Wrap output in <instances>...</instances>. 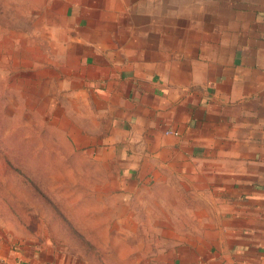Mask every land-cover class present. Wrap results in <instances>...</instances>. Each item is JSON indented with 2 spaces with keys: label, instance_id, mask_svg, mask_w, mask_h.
Masks as SVG:
<instances>
[{
  "label": "crops",
  "instance_id": "crops-1",
  "mask_svg": "<svg viewBox=\"0 0 264 264\" xmlns=\"http://www.w3.org/2000/svg\"><path fill=\"white\" fill-rule=\"evenodd\" d=\"M58 2L71 111L91 128L79 136L117 163L116 200L132 222L156 224L149 238L166 243L151 264L257 262L264 0ZM39 261L25 248L0 264Z\"/></svg>",
  "mask_w": 264,
  "mask_h": 264
},
{
  "label": "rangeland",
  "instance_id": "rangeland-1",
  "mask_svg": "<svg viewBox=\"0 0 264 264\" xmlns=\"http://www.w3.org/2000/svg\"><path fill=\"white\" fill-rule=\"evenodd\" d=\"M58 1L0 0V263L25 248L39 264L154 263L156 224L132 222L117 163L79 136Z\"/></svg>",
  "mask_w": 264,
  "mask_h": 264
},
{
  "label": "built area",
  "instance_id": "built-area-1",
  "mask_svg": "<svg viewBox=\"0 0 264 264\" xmlns=\"http://www.w3.org/2000/svg\"><path fill=\"white\" fill-rule=\"evenodd\" d=\"M236 264H264V256L260 257L257 262H240Z\"/></svg>",
  "mask_w": 264,
  "mask_h": 264
}]
</instances>
